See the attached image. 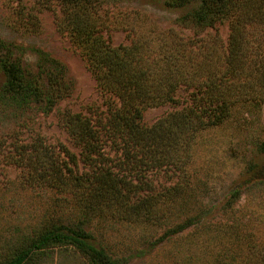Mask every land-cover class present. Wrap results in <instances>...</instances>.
<instances>
[{"label":"trees","instance_id":"16d2710c","mask_svg":"<svg viewBox=\"0 0 264 264\" xmlns=\"http://www.w3.org/2000/svg\"><path fill=\"white\" fill-rule=\"evenodd\" d=\"M58 2L56 29L85 63L102 96L103 109L89 108L87 114L59 112L57 121L78 148V157L63 145L56 155L41 147L35 151L37 162L31 169L35 182L41 180L47 187H62L72 193L80 216L69 221L48 218L10 253L0 255V264H37L46 251L60 247L74 249L89 264H128L97 246L87 228L107 215L164 224L158 207L166 203L163 198L182 194L197 134L224 124L237 107L260 108L264 100V0H164L165 8L181 12L176 20L180 27L204 29L227 22L229 34L222 55L217 54L219 47L214 41L198 44L188 38L176 43L172 39L161 40L156 46L153 30L132 38L129 45L112 46L104 32L111 26L127 28L108 15V0ZM45 6L41 1L34 9L40 11ZM34 9L19 2L15 15L20 28L37 33L40 27ZM162 32L167 31L159 30ZM174 32L170 29L168 35L172 38ZM14 50L20 52L19 47L0 41V72L4 76L0 104L52 112L72 91L66 67L43 50L32 48L36 57L32 71L23 66ZM215 57L220 66L214 64ZM182 87L190 93L180 110L151 126L143 124L146 109L178 105L176 93ZM258 151L264 153V142ZM112 152L116 160L110 156ZM153 173L177 180L159 192L149 183L148 175ZM241 193L235 187L227 206H233ZM199 219L196 215L185 218L170 227L161 240L195 226ZM256 247L248 251L242 264H264V241Z\"/></svg>","mask_w":264,"mask_h":264},{"label":"rangeland","instance_id":"374dc122","mask_svg":"<svg viewBox=\"0 0 264 264\" xmlns=\"http://www.w3.org/2000/svg\"><path fill=\"white\" fill-rule=\"evenodd\" d=\"M18 1L27 9H34L41 1L45 3L40 11L34 9L40 27L37 33L19 27L15 15ZM163 2L108 0V15L127 29L111 26L104 32L105 37L112 46L129 45L132 38L143 37L153 30L156 46L161 40L173 39L177 43L191 38L198 44L203 40L214 41L219 47L217 54H223L229 34L227 22L212 28H183L176 22L181 12L165 8ZM59 9L58 0H0V41L19 47L22 54L14 50V55L32 71L36 57L30 49L43 50L66 67V79L72 83L69 97L48 114L33 106L20 110L0 104V255L10 253L24 236L31 235L48 218L69 221L80 216L72 193L62 187H47L41 180L35 182L31 169L37 162L35 151L41 147L56 155L63 145L78 157V148L57 121L59 112L87 114L89 108L103 109L102 96L85 63L67 37L56 29ZM170 29L175 30L172 38L168 35ZM214 64L220 66L221 62L215 57ZM3 83L0 72V88ZM189 93L182 87L176 93L178 105L146 109L143 124L151 126L180 110ZM260 105L259 109L237 107L224 124L197 134L182 194L168 196L170 200L163 198L166 203L158 207L160 216L165 217L164 224H143L107 215L87 228L95 244L128 264H242L250 254L248 251L264 241V153L258 151V145L264 142V100ZM110 156L116 160L114 152ZM148 179L159 192L177 180L162 173L148 175ZM235 187L240 188L241 196L228 207ZM195 215L200 216L198 224L161 240L170 227ZM37 264L89 263L74 249L60 247L46 251Z\"/></svg>","mask_w":264,"mask_h":264}]
</instances>
